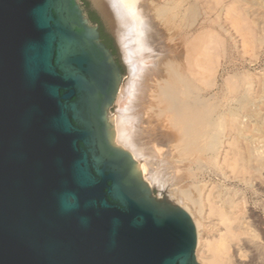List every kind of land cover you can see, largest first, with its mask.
Returning <instances> with one entry per match:
<instances>
[{
	"label": "water",
	"instance_id": "obj_1",
	"mask_svg": "<svg viewBox=\"0 0 264 264\" xmlns=\"http://www.w3.org/2000/svg\"><path fill=\"white\" fill-rule=\"evenodd\" d=\"M123 76L80 0H0V264H201L190 213L116 142Z\"/></svg>",
	"mask_w": 264,
	"mask_h": 264
},
{
	"label": "bare ground",
	"instance_id": "obj_2",
	"mask_svg": "<svg viewBox=\"0 0 264 264\" xmlns=\"http://www.w3.org/2000/svg\"><path fill=\"white\" fill-rule=\"evenodd\" d=\"M92 2L116 35L128 65L115 100L117 144L131 152L151 185L159 184L164 197L190 213L201 264L210 258L199 257L207 200L224 231L205 247L236 264H243L240 257L248 251L247 264H261L264 233L251 212L237 209L241 200L247 203L241 186L254 185L246 174L264 176V72L256 82L243 69L231 73L228 68L238 42L231 28L238 43L264 45V0ZM227 167L239 179L234 194L225 184ZM214 177L220 183L212 184Z\"/></svg>",
	"mask_w": 264,
	"mask_h": 264
},
{
	"label": "rangeland",
	"instance_id": "obj_3",
	"mask_svg": "<svg viewBox=\"0 0 264 264\" xmlns=\"http://www.w3.org/2000/svg\"><path fill=\"white\" fill-rule=\"evenodd\" d=\"M80 1L82 2L83 6L86 9L89 8L91 10H94L93 7H92L91 0H80ZM86 2L88 4H85ZM101 21H102V24H103L106 32H108L110 34V32L108 31V28L105 25V23L103 22L102 18H101ZM255 29H256V25H255ZM230 30H231V32H234V37H236V39H238V42H239L240 38L237 36V33L235 32V30L233 28H231ZM257 30H258V28H257ZM257 35H259V34L257 33ZM110 36H112V35L110 34ZM112 38H113V36H112ZM229 41L230 42L232 41V43L230 44V46H232L234 39L231 38V39H229ZM114 42H115V45H116V53L115 54H116L119 62L121 63V65L123 67V72H124L123 81L121 83V85H122L123 82L126 80V77H127V74H128V65H127V62H126V60L124 58V53L122 52V49L118 46V44H117L115 39H114ZM238 42H237V45L235 44V47H232L231 58H232L233 61H232V63L231 62L229 63L230 65H229L228 71L231 72V73H234V72H237L238 70H242L243 69L242 70L243 72L246 71V73H249L250 76H252L256 80V82H258V79H260L259 78V74H263V72H264V45H260V44H256L255 43L257 45L256 46L254 43H250V42L246 43V41L243 44L242 43H238ZM247 44H249V45L247 46ZM241 45H244V46H241ZM253 45H254V47H253ZM249 47H252V48H249ZM232 54H233V56H232ZM255 86L257 87L256 83H255ZM116 102H117V99H116ZM116 102L114 103V106L111 108V114H113V115L117 111V103ZM226 170H227V172H226L227 173V178H229V180H226L225 184H226V186L228 188H231V192H232V194H234L235 190H233V189H234V186L237 183H239V179H238V177L235 176L236 173L234 172V170L232 168L227 167ZM247 175L254 182V185L249 186L250 188L246 187L244 185L241 186L242 191L244 189V192H245L244 195L246 197V202L247 203L241 202L242 201L241 200L240 201V205H241L242 208L240 207L239 209H237V212H241L243 214L246 213L247 210L249 212H251L250 216L255 220L254 223H256L255 224L256 227L259 226L258 227L259 230H261L264 233V179H263L264 176H262L261 177L262 179H261L260 177L259 178L258 177L255 178V177H253L252 174H249V173H247L246 176ZM213 181L215 183L213 182L212 184H218V182L220 183L219 178H216V177H214ZM187 183H191V180H188ZM212 184H211L210 187H212ZM152 185H153V188H154L155 195L159 196V197H163L162 192H161L162 190L160 189L159 184H157L156 182H153ZM210 187H208L206 189H211ZM257 188H259V191L255 192V191H257L256 190ZM207 193H208V191L206 190L205 196L207 195ZM235 197L238 200H240V196L235 195ZM168 198L170 200H172V201H175V199H173L172 197H168ZM205 198H207V197H205ZM206 203L208 204V206H207ZM210 207L211 206L209 204V201L208 200H207V202L205 201V208L203 210V213L201 214V216L203 217V220L201 218V221H202V224L203 223L204 224L202 226L203 228L200 227L201 228L200 232L202 233L201 235H203L202 236V239H203L202 240L203 241L202 244L203 245L202 244L201 245L204 248H202L201 245H200L201 248H199V251H200V249H202V250H201V252H199V257L201 256L200 254H203L206 258H207V256H209L210 257V258H208L209 260L208 259L206 260L207 264H211V263L212 264H236L235 262H233L231 260H230L231 261L230 262L229 260H222V258H218L216 256L217 254L215 252H213L212 249H211L212 251L209 250L210 246L205 247L206 246V242H208L207 244H209V242H215V240L219 238V235H220L219 233L224 231V224L221 222L220 216L211 213L210 210H209V209H211ZM263 233H262V235H263ZM262 237L264 238V236H262ZM263 238H260V241L264 243V239ZM212 240H214V241H212ZM204 249H205V251H204ZM202 252H204V253H202ZM247 252L245 253L246 254L245 256L243 255L242 257H240V260L243 262V264H247L250 261L249 260V256H247L249 254V252L248 253ZM205 254H207V255H205ZM201 257L203 258V256H201ZM201 257H200V259H201ZM215 257H217V260L214 261ZM201 260H205V258H203ZM217 261H218V263H217ZM261 264H264V258L262 259V263Z\"/></svg>",
	"mask_w": 264,
	"mask_h": 264
},
{
	"label": "trees",
	"instance_id": "obj_4",
	"mask_svg": "<svg viewBox=\"0 0 264 264\" xmlns=\"http://www.w3.org/2000/svg\"><path fill=\"white\" fill-rule=\"evenodd\" d=\"M85 4H88V3L86 2ZM88 16L90 17L92 21L97 22L101 25V31L103 33V36H102L103 41L116 53V45H115L114 39L112 38V36H110L108 32H106L102 24L100 16L94 10H91V9L88 11Z\"/></svg>",
	"mask_w": 264,
	"mask_h": 264
},
{
	"label": "flooded vegetation",
	"instance_id": "obj_5",
	"mask_svg": "<svg viewBox=\"0 0 264 264\" xmlns=\"http://www.w3.org/2000/svg\"><path fill=\"white\" fill-rule=\"evenodd\" d=\"M89 10H90L89 8L86 9L87 14H88V11H89ZM100 31H101V25H100ZM101 35L103 36L102 31H101Z\"/></svg>",
	"mask_w": 264,
	"mask_h": 264
}]
</instances>
